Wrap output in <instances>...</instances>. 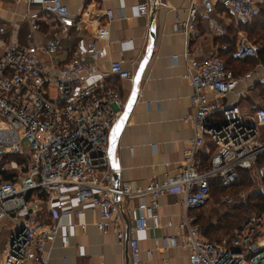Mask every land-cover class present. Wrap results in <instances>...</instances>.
Returning <instances> with one entry per match:
<instances>
[{
  "label": "built area",
  "instance_id": "obj_1",
  "mask_svg": "<svg viewBox=\"0 0 264 264\" xmlns=\"http://www.w3.org/2000/svg\"><path fill=\"white\" fill-rule=\"evenodd\" d=\"M14 1L37 6L40 14L28 15L27 37L33 42L27 46L7 44L2 37L5 27H0V223L9 221L12 229L3 246L2 264H22L29 252L34 264H48L46 245L58 235L59 217L79 216L85 210L99 214L100 229L115 226L121 242L125 237L122 203L135 199L138 207L127 208L135 212L128 228L130 250L135 263L144 264L139 259L138 233L158 219L159 198L176 191L184 194L180 227L188 232L189 264H264V210L251 213L231 236L218 242L206 239L190 214L211 201L212 180L229 188L237 182L239 169L254 172L256 188L264 197V164H259V159L264 160V105L250 114L238 100L226 101L252 73L235 75L220 56L231 52L236 60L258 59V45L242 34L234 49L223 44L220 52L204 59L191 57L187 51L185 78L193 87L194 113L186 121L192 123L194 137L181 170L166 174L164 180L153 178L145 186L123 183L116 187L108 156L109 136L123 115L126 100L108 78L133 80L134 74L118 60L111 63L108 75L94 82L84 79L87 59L107 56L100 44L110 37L109 25L85 39L82 20L62 0ZM218 4L243 22L251 20L258 9L257 0H200L189 8V19L178 21L176 28L190 37L199 15L208 16ZM41 12L52 16L54 31L38 44L34 40L41 30ZM106 14L111 21L112 10ZM137 14L149 15L147 1L138 4ZM72 35L78 40L71 56L59 61L63 43ZM25 140L30 152L24 150ZM208 143L210 155L206 157ZM12 154L29 156V161L11 159ZM3 172L12 178L2 180ZM248 197V192L241 191L224 202L233 205ZM68 240L66 236L62 245ZM173 243L177 244L176 238Z\"/></svg>",
  "mask_w": 264,
  "mask_h": 264
},
{
  "label": "crops",
  "instance_id": "obj_2",
  "mask_svg": "<svg viewBox=\"0 0 264 264\" xmlns=\"http://www.w3.org/2000/svg\"><path fill=\"white\" fill-rule=\"evenodd\" d=\"M62 1L71 14L82 20L85 39H91L93 33L105 24L110 28L109 39L100 44L106 48L107 56L98 61L88 58L89 70L84 79L94 82L108 75L111 63L118 60H123L124 68L135 74L145 54L150 29L149 15H138L137 6L144 1L149 3V0ZM199 1H160L156 14L157 39L153 55L145 70L137 103L118 143L121 184L145 186L153 178L164 180L166 174L173 175L181 170L185 150L194 137L193 125L186 121L194 113V108L190 101L193 87L185 78L188 73L185 54L189 51L191 57L204 59L220 52L223 39L233 29L231 21L236 19L218 4L208 16L199 15L188 37L176 28V23L187 21L190 17L189 8ZM257 1L259 3L260 0ZM107 10L113 12L111 21L106 14ZM33 12H39V8L26 3L17 4L14 0H0V27H5L6 32L2 37L7 44L27 46L33 42L27 37L31 29L28 15ZM39 23L41 30L36 33L34 40L38 44L49 39L54 31L51 15L41 12ZM238 34L240 37L243 33L239 31ZM77 40L76 35H72L64 41L59 61H66L71 56L72 46ZM263 65L258 63L249 72L252 76L248 81L241 84L226 101L233 103L238 100L243 111L245 104L249 107V113H253L263 100L255 94L261 86L264 87ZM108 81L115 85L127 101L133 80L109 76ZM208 146L209 143L204 154L206 157L210 155ZM183 198V192L179 191L161 196L158 219L151 220L148 229L138 233L139 259L144 264H189L190 250L185 246L188 232L186 228L180 227L185 213ZM138 205L137 199L122 203L125 237L121 242L115 226L106 229L97 226L99 214L96 212L85 210L79 216H60L58 235L46 245L48 264H136L131 255L128 228ZM128 207L134 210L129 212ZM6 228H9L7 236L0 241L1 264L4 259L3 246L12 230L9 223ZM66 236L69 238L68 244L63 246ZM174 238L177 244L173 243ZM32 254L29 252L22 264H34Z\"/></svg>",
  "mask_w": 264,
  "mask_h": 264
},
{
  "label": "trees",
  "instance_id": "obj_3",
  "mask_svg": "<svg viewBox=\"0 0 264 264\" xmlns=\"http://www.w3.org/2000/svg\"><path fill=\"white\" fill-rule=\"evenodd\" d=\"M261 6V12L254 21L239 22V26L236 27L237 31L240 30L247 34L249 38L248 40L253 42L255 45L259 44V58L236 60L233 59L231 52L220 53L221 58L225 60L228 68L231 69L237 76L249 73L260 62L264 63V3L261 4ZM236 29L233 28L230 34L227 35L228 37H225L221 44H228L229 46H231V48L234 49L239 39V34L236 33ZM258 90L259 92L256 91L255 94H258L262 97L263 100L261 101V103L264 105V87L261 86ZM262 104H260L259 106H261ZM20 156L21 155L18 154H12L10 155V158L17 161H29V156L27 157L24 154L22 155V157ZM259 164L263 165L264 160L259 159ZM1 176L2 180L6 181L12 178V175L7 172L1 173ZM254 185H256L254 172L251 169H239V177L237 182L229 188L222 187L217 179L212 180L210 202L221 205L224 202L223 200L221 201L222 197H220V195L223 196L224 194L228 193L232 196H235L241 191H246V189L254 187ZM207 206L200 209H193L191 210L190 214L191 216L195 217L194 224L199 226L202 235L211 242H218L224 236H231L234 228L240 226L243 221L247 219V216L249 214L253 212L263 211L264 197L256 188L254 191H252L245 202L229 205L230 208L218 215L215 222H213V217L210 213L207 214L203 211Z\"/></svg>",
  "mask_w": 264,
  "mask_h": 264
},
{
  "label": "water",
  "instance_id": "obj_4",
  "mask_svg": "<svg viewBox=\"0 0 264 264\" xmlns=\"http://www.w3.org/2000/svg\"><path fill=\"white\" fill-rule=\"evenodd\" d=\"M160 1L161 0H149V18H150L149 27L150 29H149V37H148L146 51H145V54L142 60L140 61V64L137 70L135 71V74L133 77V88H132L129 98L126 101L123 115L120 118V120L115 124V126L112 128L110 132V136H109L108 156L110 159V165H111V169L113 172V178L115 180L116 187H118L121 184V179H120V174H119L120 164L117 158L118 143H119L120 136L129 121L132 110L135 104L137 103L142 79H143L145 70L153 55V51H154V47H155L156 39H157L156 14H157V9L160 4ZM117 125L120 126L118 132L116 130ZM116 199L120 201L119 197H117Z\"/></svg>",
  "mask_w": 264,
  "mask_h": 264
},
{
  "label": "rangeland",
  "instance_id": "obj_5",
  "mask_svg": "<svg viewBox=\"0 0 264 264\" xmlns=\"http://www.w3.org/2000/svg\"><path fill=\"white\" fill-rule=\"evenodd\" d=\"M261 2V3H260ZM264 3V0H260L259 1V4H258V9H257V12H256V14L254 15V17L251 19V20H249V21H254L255 20V18H257L258 17V15L260 14V8L262 7L261 6V4H263ZM232 24H233V28H235L236 29V27H238L239 25H238V23L239 22H243V21H237L236 19H233L232 21ZM246 22H248V21H246ZM240 30H238L237 31V29H236V33H238ZM242 33L244 34V36L247 38V39H249L248 38V36H247V34L245 33V32H243L242 31ZM249 42H251L250 40H248ZM251 43H253V42H251ZM254 44V43H253ZM258 46H259V44H258ZM260 47V46H259ZM255 69V68H254ZM253 69V70H254ZM244 105V107H246L245 109H244V112L245 113H249L250 112V110H249V107L248 106H246L245 104H243ZM263 105V104H262ZM261 105V106H262ZM247 109V110H246ZM23 145H24V150L26 151V152H30L31 151V146H30V144L25 140L24 142H23ZM256 189V185H254V187H250V188H248V189H246V192H248L249 193V195L252 193V191H254ZM230 194H224L223 196L222 195H220V197H222L221 198V201L223 200V202H224V198H226L227 196H229ZM226 196V197H225ZM230 196H232V195H230ZM226 203L224 202V203H222L221 205H217L216 203H209L208 204V206L205 208V210H203L204 212H206L207 214H211L212 215V217H213V222H215V220L217 219V217H218V215H220L221 213H223V212H225V211H227L230 207H229V205H225ZM237 204V203H236ZM202 211V212H203ZM250 215V214H249ZM248 215V216H249ZM247 216V217H248ZM9 223V221L7 222V224ZM7 224H6V221H3L1 224H0V241H2L6 236H7V230L9 229H7L6 228V226H7ZM236 228V227H235ZM234 228V229H235ZM2 253V252H1Z\"/></svg>",
  "mask_w": 264,
  "mask_h": 264
},
{
  "label": "snow or ice",
  "instance_id": "obj_6",
  "mask_svg": "<svg viewBox=\"0 0 264 264\" xmlns=\"http://www.w3.org/2000/svg\"><path fill=\"white\" fill-rule=\"evenodd\" d=\"M119 127H120V126H119V125H117V129H116V130H117V132L119 131Z\"/></svg>",
  "mask_w": 264,
  "mask_h": 264
}]
</instances>
